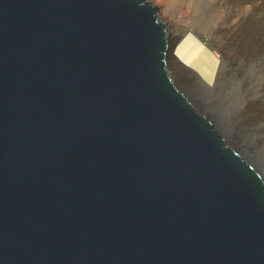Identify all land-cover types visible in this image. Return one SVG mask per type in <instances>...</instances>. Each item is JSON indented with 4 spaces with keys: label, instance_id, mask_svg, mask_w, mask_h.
Wrapping results in <instances>:
<instances>
[{
    "label": "water",
    "instance_id": "95a60500",
    "mask_svg": "<svg viewBox=\"0 0 264 264\" xmlns=\"http://www.w3.org/2000/svg\"><path fill=\"white\" fill-rule=\"evenodd\" d=\"M185 36L151 0H0V264H264V175L176 86Z\"/></svg>",
    "mask_w": 264,
    "mask_h": 264
},
{
    "label": "bare ground",
    "instance_id": "6f19581e",
    "mask_svg": "<svg viewBox=\"0 0 264 264\" xmlns=\"http://www.w3.org/2000/svg\"><path fill=\"white\" fill-rule=\"evenodd\" d=\"M151 1L158 11L157 0ZM182 1H164L167 7L163 13L168 22H163H166L170 42L179 37L184 24L190 25L189 27H193V24L198 26L203 20L199 6L193 0H187L192 14L179 22L178 15L174 12ZM231 2L233 14L223 12L217 16L219 50L233 71V87H228L227 96L221 100L219 92L214 99L207 97L205 100L203 93L199 94L187 79H176L174 82L179 89L184 88V91L190 93V98L193 99L191 101L198 110L205 108L210 112V116L222 127L226 142L250 157L264 175V0ZM246 3L248 9L245 10ZM168 59V66L172 69L174 59L171 55ZM172 70L170 71L173 72Z\"/></svg>",
    "mask_w": 264,
    "mask_h": 264
},
{
    "label": "rangeland",
    "instance_id": "374dc122",
    "mask_svg": "<svg viewBox=\"0 0 264 264\" xmlns=\"http://www.w3.org/2000/svg\"><path fill=\"white\" fill-rule=\"evenodd\" d=\"M164 1L165 0H157L156 6L158 7V11H160V14L158 15L160 20L168 22L163 13L164 8L167 7ZM193 2L195 5L197 4L199 6V10H201L202 13L203 20L200 21L201 27L199 24L198 26L197 24H193V27H189L190 25L187 26V24H184L181 29L182 31L178 36L181 37L185 36V34L187 35L177 51L183 60L188 62V64L195 70L199 71L204 80H202L196 72L184 69L176 61H173L171 64L173 70L170 66L168 67V70L169 72H171L170 70L173 71L171 72V76L174 80L182 79L184 81L187 79V81L193 85V88H197V92L199 94L203 93L202 96L205 100L207 97H209V99H214L216 94L219 92L222 100L229 93L228 87H233L231 81L234 79L232 67L230 66L228 60L223 56V53L219 50L220 41L217 33L219 21L217 22V16L223 12H232L233 14V11H231L232 2L231 0H193ZM247 7L248 3L244 5V9H248ZM175 10L176 12L174 13L178 15L179 22H182L184 18H189V15L192 14V10L189 8L187 0H183L179 3V6L175 7ZM213 11H215L216 14ZM206 39H208L209 42L205 43L204 49L202 48L204 47L202 42H205ZM213 81L215 82V85L210 87L207 82L212 83ZM182 91H184V88ZM184 92H187L190 97V93L187 90ZM200 111L207 112L210 116V112H208L205 108L200 109ZM218 126L220 132L224 134L222 127L219 124ZM242 138L247 139L246 136H242ZM239 152L242 153L240 150ZM242 154L246 156L245 153ZM246 157L251 160L250 157Z\"/></svg>",
    "mask_w": 264,
    "mask_h": 264
},
{
    "label": "crops",
    "instance_id": "0c3cea01",
    "mask_svg": "<svg viewBox=\"0 0 264 264\" xmlns=\"http://www.w3.org/2000/svg\"><path fill=\"white\" fill-rule=\"evenodd\" d=\"M199 39V38H198ZM202 44L204 45V47H202V48H204L205 49V42H202ZM191 71H193V70H191ZM197 71V70H196ZM195 72V71H194ZM199 72V71H198ZM196 74H198L197 72H196ZM199 75V74H198Z\"/></svg>",
    "mask_w": 264,
    "mask_h": 264
}]
</instances>
